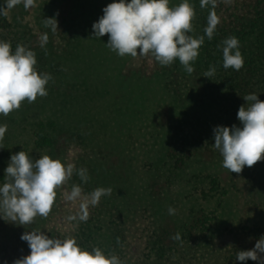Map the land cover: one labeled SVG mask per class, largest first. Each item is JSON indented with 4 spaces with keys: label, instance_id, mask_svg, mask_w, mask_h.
<instances>
[{
    "label": "trees",
    "instance_id": "trees-1",
    "mask_svg": "<svg viewBox=\"0 0 264 264\" xmlns=\"http://www.w3.org/2000/svg\"><path fill=\"white\" fill-rule=\"evenodd\" d=\"M112 2L35 0L34 7L26 10L21 3L7 10V16L0 15V40L10 41L13 51L24 45L35 52L37 70L52 77L46 89L57 91L67 108L63 122L44 118L34 123L29 137L36 153L29 155L59 158L77 170L86 168L89 177L85 182L74 171L57 190L47 218L37 216L32 224L18 226L11 250L30 254L20 237L39 229L61 239L75 236L81 247L98 246L118 255L123 264H180L192 231L212 219L203 214L204 208L213 199L219 205L225 192L220 182L226 177L205 172L211 159L216 171L223 163L213 147L214 127L242 126L237 112L241 105L248 106L244 96L255 93L264 100V0H217L214 11L220 23L211 40L205 36L191 74L178 60L161 66L151 55L120 57L107 47V34L95 38L92 25ZM190 2L196 11L190 35L198 37L204 35L212 9L201 8L200 0ZM5 3L0 0V7ZM179 3L170 0V6ZM45 18H55L58 28L45 26ZM230 36L238 37L244 57L239 71L223 67L222 41ZM212 66L215 74L203 76ZM98 105H103L99 113L104 115L100 126L79 123L100 121ZM143 125L147 130L140 128ZM101 127L105 144L89 147L98 142L91 140L93 130L96 138ZM136 127L145 130L149 142V155L139 163L131 154L139 147ZM11 145L18 144L4 136L0 155L8 156L6 146ZM255 167L245 166L239 174L228 171L231 185L240 178L252 182ZM5 169H0V185ZM74 184L81 186L82 197L98 187L112 190L89 207L86 222L68 220L81 202L65 198ZM170 207L186 209L178 223L157 219ZM6 222L0 217V228ZM177 233L180 239H173Z\"/></svg>",
    "mask_w": 264,
    "mask_h": 264
},
{
    "label": "clouds",
    "instance_id": "clouds-1",
    "mask_svg": "<svg viewBox=\"0 0 264 264\" xmlns=\"http://www.w3.org/2000/svg\"><path fill=\"white\" fill-rule=\"evenodd\" d=\"M23 4L27 10L35 6V0H6L0 7V15ZM211 6L204 35L194 37L193 20L195 6L190 0H181L170 6V0H113L103 9V15L92 25L93 36L108 35L107 47L118 56L131 57L151 55L161 66H170L178 60L184 70L194 72L192 62L204 44L205 36L213 38L220 18L214 11L217 0H200V7ZM45 26L52 31L57 27L55 18H45ZM46 40V37H45ZM223 67L239 71L244 66L238 37L230 36L222 41ZM33 50L17 45L12 50L10 41L0 40V115L8 116L21 107L22 102L34 103L37 97L47 96L46 85L52 79L49 73L39 72ZM216 68L212 66L203 76L211 78ZM248 106L241 105L237 119L242 126L214 127L213 147L223 157L222 166L231 173H241L245 166L252 167L264 159V100L255 93L243 97ZM7 125H0V142L3 141ZM74 171L83 181L89 179L87 169L77 170L72 163H64L44 154L33 158L21 150L10 157L5 169L4 182L0 185V217L19 225L32 224L37 216L47 218L57 197V190L69 181ZM111 188L98 187L82 197L78 184L65 194L68 201L80 199L79 211L68 220L86 222L89 207L99 204ZM174 215L175 209L169 208ZM21 240L26 241L30 254L13 261V264H123L116 254L105 253L100 247L91 250L81 247L75 236L61 239L49 236L39 229L25 231ZM173 239H180L177 233ZM264 236L257 240L253 249L237 252L236 259H248L264 264Z\"/></svg>",
    "mask_w": 264,
    "mask_h": 264
},
{
    "label": "rangeland",
    "instance_id": "rangeland-1",
    "mask_svg": "<svg viewBox=\"0 0 264 264\" xmlns=\"http://www.w3.org/2000/svg\"><path fill=\"white\" fill-rule=\"evenodd\" d=\"M47 93L45 97L38 96L34 103L22 102L21 107L8 116L0 115V125H7L5 136L8 141L18 144L17 146H6L8 156L3 157L0 155V169L8 166L10 157L14 153L21 150L29 154L36 153L30 145L29 137L30 130L35 122L44 118L63 122V118L67 115V108L60 103L58 99L60 94L54 89L50 91L47 89ZM98 106L95 107V110L99 115L100 121L85 119L79 121V123L100 126L101 120L104 119V115L99 113L102 111L103 105ZM143 126L140 128L147 130L146 125ZM98 130L100 134H96V138H94L95 130H93L91 137V140L98 142L89 144V147L105 144L107 137L102 134V127L98 128ZM133 132L136 137L135 142L139 147L131 154L137 158V163H139L140 160H145L149 155L145 151V149L149 148V142H145L147 136V134L144 135L145 130L139 132L136 127ZM142 144L148 147L144 148ZM214 163L211 159L208 170H205V172L213 173V176L222 174V176L226 177L224 181L220 182L224 186L225 192L219 205L213 199V201L208 203L209 206H206L207 209L204 208L203 214L209 215L212 219L204 222V227L199 223L192 231L190 239L185 241L188 246V252L183 253L180 264H259V261L251 259L240 261L236 259V255L241 250L253 249L257 240L264 236V159L255 164L254 180L252 182L249 183L243 178L236 179L234 187L228 178L229 170L223 166L220 168L217 166L220 170L216 171L214 168L216 164L214 165ZM201 205L204 207V204ZM184 211L186 209L175 208L174 215H170L169 211H163L164 215L158 214L157 219L178 223L183 219ZM196 216L203 219L201 213H197ZM18 226L19 224L15 222L7 221L0 228V264L13 263L16 258L22 256V254L19 253V255L11 250Z\"/></svg>",
    "mask_w": 264,
    "mask_h": 264
}]
</instances>
